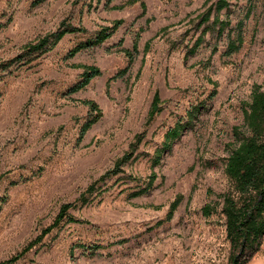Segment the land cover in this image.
Here are the masks:
<instances>
[{
  "label": "rangeland",
  "instance_id": "rangeland-1",
  "mask_svg": "<svg viewBox=\"0 0 264 264\" xmlns=\"http://www.w3.org/2000/svg\"><path fill=\"white\" fill-rule=\"evenodd\" d=\"M214 2L0 0V262L51 225L62 205L75 204L68 211L74 222H62L15 264H229L219 196L233 190L224 170L244 103L254 85L264 90V0H228L217 15L229 22L221 35L218 25L206 29L214 7L209 23L200 24ZM115 20L122 24L109 39L67 57ZM242 20L243 44L226 55ZM63 21L86 33L64 36L29 63L5 66ZM136 37L127 73L114 78L128 66L122 50L132 51ZM80 66H96L101 75L69 95ZM155 92L162 111L148 123ZM87 100L102 116L79 141ZM178 124L181 135L162 149ZM137 134L143 140L121 172L98 182L82 204L81 195L130 151ZM152 175L150 188L132 196ZM206 204L216 206L208 217ZM241 261L264 264V236Z\"/></svg>",
  "mask_w": 264,
  "mask_h": 264
},
{
  "label": "trees",
  "instance_id": "trees-1",
  "mask_svg": "<svg viewBox=\"0 0 264 264\" xmlns=\"http://www.w3.org/2000/svg\"><path fill=\"white\" fill-rule=\"evenodd\" d=\"M213 7L215 16L213 21L206 26V29L210 26L214 27L218 25V33L221 35L229 22L219 20L217 15L222 10L228 9V0H215V2L200 15V24L209 23ZM250 12L251 9L247 11L246 17L249 16ZM121 24V20H115L110 26L101 27L93 37L76 44L68 52L67 57L72 58L82 50L101 45L116 32ZM242 28L243 20L237 23L235 38L228 40L225 51L226 55H231L240 50L243 44ZM77 33H86V29L82 26H74L63 21L54 32L46 34L36 43H28L22 47L21 54L15 59L8 61L5 66L8 68V66L14 62L22 60H25V64L29 63L34 59V55L37 57L52 50L64 36ZM137 37L133 44L132 51L122 50L128 58L129 64L125 69L119 71L114 78L124 76L127 73L129 65L133 61V52L137 51ZM201 42L202 39L198 38L189 52L193 53ZM79 68L83 70L80 75V81L69 89V95L84 89L92 79L101 75V71L96 66H80ZM82 104L88 108L89 117L81 126L79 141L102 116V111L96 102L87 100L83 101ZM161 111L162 101L158 92H155L148 111L147 122L151 123ZM182 129L183 126L178 124L173 129L167 131L164 135L162 149L169 148L173 140L181 135ZM233 135L235 140L231 144V150L227 157L224 170L226 176L232 182L233 190L231 193L220 195L219 197L222 198L221 213L225 218L226 234L231 246L229 264H243L241 261L242 256L248 250L252 252V250L258 249L260 240L264 236V90L261 85H254L252 87L249 101L244 103L243 124L242 126L234 127ZM142 140V135H135L134 144H132L130 151L118 159L112 169L106 171L98 181L91 184L85 193L81 195L79 201L82 204L88 202L89 197H87V194L90 196L94 191L98 190L95 188L98 182H102L121 172V167L133 156ZM157 153L154 164L158 162L161 151H157ZM154 179L155 176L152 175L148 186L143 189L144 191L135 192L132 196L136 197L145 192V190L150 188ZM180 201L181 196L178 195L170 204L167 220L171 219ZM73 206H75V204L62 205L51 225L43 229L40 235L24 246L20 252L10 259L0 262V264H15L62 222H74V219L68 214V211ZM215 210L216 206L206 204L202 207V214L208 217L215 212ZM98 248V246L88 247L89 250H96Z\"/></svg>",
  "mask_w": 264,
  "mask_h": 264
}]
</instances>
